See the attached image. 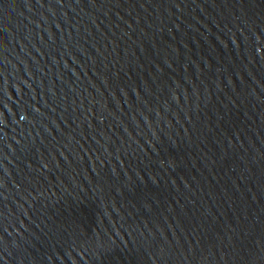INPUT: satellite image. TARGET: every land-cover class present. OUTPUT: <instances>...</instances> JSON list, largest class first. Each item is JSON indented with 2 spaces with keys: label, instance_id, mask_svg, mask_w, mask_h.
<instances>
[{
  "label": "water",
  "instance_id": "obj_1",
  "mask_svg": "<svg viewBox=\"0 0 264 264\" xmlns=\"http://www.w3.org/2000/svg\"><path fill=\"white\" fill-rule=\"evenodd\" d=\"M0 264H264V0H0Z\"/></svg>",
  "mask_w": 264,
  "mask_h": 264
}]
</instances>
